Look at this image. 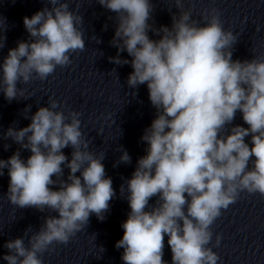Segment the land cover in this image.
<instances>
[{
    "label": "clouds",
    "instance_id": "clouds-1",
    "mask_svg": "<svg viewBox=\"0 0 264 264\" xmlns=\"http://www.w3.org/2000/svg\"><path fill=\"white\" fill-rule=\"evenodd\" d=\"M47 3L51 8L23 18L31 39L19 41L0 65V91L9 102L18 95L25 97L17 83L30 82L33 74L46 80L57 66L72 63L69 53L85 48L83 32L77 27L83 24L78 9L70 11L69 3L60 0ZM98 3L116 14L111 44L118 51L110 62L128 64L120 58L126 50L133 58L128 86L146 83L150 102L157 109L156 118L141 137L148 145L147 154L138 159L127 181L131 211L115 247L123 248L124 264H167L163 260L167 235L172 264H217L220 257L207 245L213 235L210 226L221 209L235 203L244 191L264 197V57L243 62L232 59L238 37L224 30L216 8L202 14L206 23L200 26L191 10H184L183 0H175L181 10L179 17L173 15L171 28L157 29L148 23L153 11L149 0ZM0 29H4L2 19ZM149 30L161 38L150 39ZM4 39L0 36V48ZM57 108L58 102L50 98L48 107H39L28 126L9 127L4 134L31 152L26 163L19 150L7 161L0 160V176L8 168L10 203L59 214V218H45L39 231L29 237L28 247L23 238L6 242L10 254L3 259L7 264H43L41 256L49 246L67 244L87 227L90 214L104 220L115 196L111 178H105L104 156L88 150L80 127L81 113L65 115L55 111ZM237 110L249 127L236 125L230 134L222 135ZM249 135L251 148L245 142ZM68 146L73 149L70 162L61 151ZM253 156L254 166L248 170ZM120 162H131L126 150H122ZM62 164L70 169L68 182L60 179ZM57 183L59 190L49 187ZM154 196L158 197L156 205L145 211ZM220 239L217 235L216 247Z\"/></svg>",
    "mask_w": 264,
    "mask_h": 264
}]
</instances>
